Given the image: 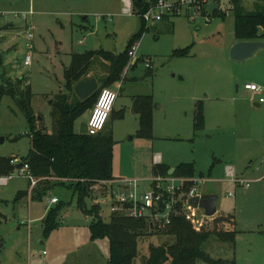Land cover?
I'll return each instance as SVG.
<instances>
[{"label":"rangeland","instance_id":"1","mask_svg":"<svg viewBox=\"0 0 264 264\" xmlns=\"http://www.w3.org/2000/svg\"><path fill=\"white\" fill-rule=\"evenodd\" d=\"M122 1L0 0V80L23 78L30 85L39 128L51 131L50 101L64 92V69L71 53L100 49L122 53L139 31L138 17L122 15ZM30 11L26 23L15 16ZM169 24L148 26L138 40L137 56L151 60L152 75L146 76L148 70L139 61L126 72L130 79L120 84L106 127H111L115 143L113 178L150 180L156 157L159 165L169 169L193 164L197 181L192 186L197 187L198 195L214 192L217 214L231 215L236 226L234 247L210 239L204 250L215 260L264 264V101L243 90L246 84L259 85L264 99V49L244 62L230 59L231 13L224 18L215 16L209 23L197 19L192 24L177 17L173 26ZM30 26L33 41L26 67L25 32ZM185 48H189L186 56H173L174 51ZM139 96L153 99L148 139L136 136L139 114L133 100ZM199 100L204 104L205 127L194 131L193 105ZM88 116L89 111L79 121L86 123ZM79 121L75 123L77 132ZM28 134L24 115L10 97H3L0 157L19 160L27 156ZM227 167L238 180L249 182V187L230 183ZM14 171L0 175L9 177L0 183V264H107L109 242L90 238L92 218L79 210L78 198L67 190V183L42 181L29 193L28 180L13 175ZM43 182L53 188L37 199ZM87 194L84 211L96 206L101 220L108 223L112 213L105 192L90 190ZM52 198L56 204H50ZM51 209L57 212V229L45 233L43 220ZM188 213L196 221L205 219L199 209ZM149 231L138 242L136 264L148 256L149 246L168 240Z\"/></svg>","mask_w":264,"mask_h":264},{"label":"trees","instance_id":"2","mask_svg":"<svg viewBox=\"0 0 264 264\" xmlns=\"http://www.w3.org/2000/svg\"><path fill=\"white\" fill-rule=\"evenodd\" d=\"M136 16L146 11L149 0H131ZM233 16V37L236 42H253L264 40L260 29L264 28V3L256 2L248 11L243 6V0H231ZM221 16V15H220ZM224 17V16H221ZM141 22V27L130 39L125 51L112 53L103 50L86 51L81 54H71L70 63L64 69V92L54 95L50 101L51 131L47 132L34 116L31 107L32 93L29 84H24L23 78L14 81L2 77L0 80V102L3 97H10L26 120L30 139V149L27 156L19 159L28 164L31 174L39 179L38 184L46 180L63 181L67 190L78 198V208L92 221L88 226L92 240L106 238L109 242V259L107 264H136L138 257V242L149 231L148 224L142 219H132L120 214H112L110 221L104 223L98 215L96 206L84 211L83 200L96 182L114 180L112 175V156L114 141L112 129L90 136L80 134L75 130V123L92 109L98 92L105 87H112L121 80L128 63V50L134 42L148 30ZM168 23V22H167ZM171 25V24H169ZM189 48L176 50L173 56H186ZM93 74L98 83V89L90 97L81 101L73 93V86L81 78ZM148 70L146 76H151ZM151 96L134 97L133 108L139 114L138 138H151L152 120ZM205 127L204 104L197 101L193 111V129L202 131ZM12 159L0 157V175H8L15 169L10 164ZM20 166V165H19ZM169 168L156 165L154 176H168ZM193 164L181 163L175 168L172 176L190 181L184 184L187 193L196 178ZM43 191L38 193L39 199L53 187L42 183ZM57 212L51 209L43 220V231L49 233L57 229ZM150 232V231H149ZM158 235V234H157ZM168 240L158 246H149L148 256L142 257L141 264H234L233 261L212 259L204 250L210 239L234 247L236 226L231 215H220L196 221L186 212L173 219L166 231L161 233ZM232 249V248H231Z\"/></svg>","mask_w":264,"mask_h":264},{"label":"built area","instance_id":"3","mask_svg":"<svg viewBox=\"0 0 264 264\" xmlns=\"http://www.w3.org/2000/svg\"><path fill=\"white\" fill-rule=\"evenodd\" d=\"M231 0H149V5L142 14L136 16L131 0L122 1V15L140 18L148 26L169 22L177 17H182L190 23H195L200 19L204 23H209L213 17L220 15L224 4H231ZM264 3V0H252ZM32 12L15 14L21 17L24 23ZM33 28L28 27L25 32V41L28 54L25 57L24 65H30L31 50L33 41ZM260 34H264V28L260 29ZM138 42H134L128 50V63L125 67L121 80L112 87H105L99 90L94 106L89 111L86 124V134L97 135L106 127L112 113L113 105L116 101L120 84L125 79L126 72L137 62H141L146 70H151V60L146 57H138ZM243 89L252 95L259 96V102H263L261 97L263 88L256 84H246ZM158 161V158H155ZM10 164L15 166L13 175L28 180V191H31L38 184L39 179L35 178L30 171L28 164L14 158ZM20 165V166H19ZM226 175L230 183L238 184L245 188L249 187V182L238 180L234 175V170L227 167ZM9 177L0 178V183L7 182ZM190 180L175 176H154L150 180L136 181L125 179H114L111 181L96 182L91 190L94 192H105L110 203L112 214H120L132 219H142L149 230L154 233H163L171 225L173 219L177 218L182 212L189 215L192 208L188 205V200L198 195V189L194 185L188 192L184 191V184ZM193 179L192 182H196ZM227 197H231L228 194ZM57 200L52 198L50 204H56ZM205 217V216H204ZM206 218V217H205ZM30 221H28L29 223Z\"/></svg>","mask_w":264,"mask_h":264},{"label":"water","instance_id":"4","mask_svg":"<svg viewBox=\"0 0 264 264\" xmlns=\"http://www.w3.org/2000/svg\"><path fill=\"white\" fill-rule=\"evenodd\" d=\"M264 49V42H236L229 50V57L231 60L244 62L253 58L259 51ZM9 67V66H8ZM98 89V83L93 74H89L81 78L74 84L72 90L74 95L81 101L90 97ZM86 124L81 123L79 125V133L86 134ZM3 143V139L0 138V144ZM175 169H170L168 176H172ZM217 196L214 194H201L194 196L188 200V205L192 209H199L203 211L206 218H212L216 215L217 209L215 203Z\"/></svg>","mask_w":264,"mask_h":264},{"label":"crops","instance_id":"5","mask_svg":"<svg viewBox=\"0 0 264 264\" xmlns=\"http://www.w3.org/2000/svg\"><path fill=\"white\" fill-rule=\"evenodd\" d=\"M244 3H248V5L247 4H245L244 5V8L246 9H249V7L251 8V10L253 9V6H254V4L256 3V2H253L252 0H243V4ZM249 11H250V9H249ZM227 13H231L232 14V12H231V4H230V6H229V4H224L223 5V10H222V13L220 14L221 16H226L227 15ZM220 15H217L218 17H221ZM224 17H221V18H224ZM66 22H63V25L65 24ZM164 23V22H163ZM162 23V24H163ZM168 23H170L172 26H173V20H171V21H169ZM262 42H263V40H261ZM234 43H236V41L234 40V37H233V40H232V42L230 43V45H229V47H228V49L230 50V48L233 46V44ZM71 54H77V53H71ZM71 54L69 55V58H70V56H71ZM69 63H70V60H69ZM130 78H127V74H126V76H125V81H128ZM244 90V89H243ZM245 91V90H244ZM236 92L238 93L239 92V87H236ZM251 96H255V95H251ZM118 97V96H117ZM252 99V98H251ZM252 101L254 102L253 104L256 106V107H258V108H260L261 106L258 104V103H256V101L254 100V99H252ZM116 102H117V98H116V101H115V103H114V105H113V108H112V113L114 112V108H115V105H116ZM197 102V101H196ZM195 105V104H194ZM194 105H193V111H194ZM80 120V119H79ZM78 120V121H79ZM81 124V121H79V125ZM107 125V124H106ZM160 163H159V159H158V161H155V165H159ZM175 169V168H174ZM197 180V179H196ZM201 194H214L215 195V193L214 192H208V193H201ZM202 211V210H201Z\"/></svg>","mask_w":264,"mask_h":264}]
</instances>
